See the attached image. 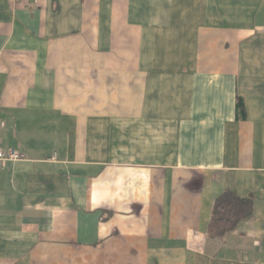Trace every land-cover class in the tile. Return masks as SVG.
Segmentation results:
<instances>
[{"label": "crops", "instance_id": "obj_1", "mask_svg": "<svg viewBox=\"0 0 264 264\" xmlns=\"http://www.w3.org/2000/svg\"><path fill=\"white\" fill-rule=\"evenodd\" d=\"M0 149V264H264V0H0Z\"/></svg>", "mask_w": 264, "mask_h": 264}, {"label": "trees", "instance_id": "obj_2", "mask_svg": "<svg viewBox=\"0 0 264 264\" xmlns=\"http://www.w3.org/2000/svg\"><path fill=\"white\" fill-rule=\"evenodd\" d=\"M239 114L244 115V103L238 102ZM252 212L250 198H243L231 191L224 192L215 202L212 212L210 233L214 236H223L233 230L241 219L248 217Z\"/></svg>", "mask_w": 264, "mask_h": 264}, {"label": "built area", "instance_id": "obj_3", "mask_svg": "<svg viewBox=\"0 0 264 264\" xmlns=\"http://www.w3.org/2000/svg\"><path fill=\"white\" fill-rule=\"evenodd\" d=\"M26 158V154L19 152L17 150L11 149L8 151H3L0 149V162L2 161H16V160H22ZM51 159H56V157H52Z\"/></svg>", "mask_w": 264, "mask_h": 264}]
</instances>
